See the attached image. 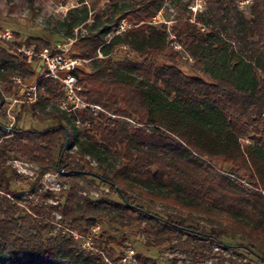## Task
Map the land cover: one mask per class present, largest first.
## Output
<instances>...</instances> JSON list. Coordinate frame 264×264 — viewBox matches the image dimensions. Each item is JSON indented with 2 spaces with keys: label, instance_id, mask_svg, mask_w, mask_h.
<instances>
[{
  "label": "trees",
  "instance_id": "obj_1",
  "mask_svg": "<svg viewBox=\"0 0 264 264\" xmlns=\"http://www.w3.org/2000/svg\"><path fill=\"white\" fill-rule=\"evenodd\" d=\"M125 1L134 0H109V4L116 8ZM205 1L207 11H199L195 18L177 17L170 27L159 19L158 27L152 23L167 0H137L112 26L74 43V54L90 60L94 69L75 71L82 95L103 110L67 112L58 105L70 127H13L9 139L0 141L2 153L36 164L38 178L58 171L75 182L60 195L47 190L39 202L20 213L11 196L10 178L0 176V264H109L105 253L117 264L121 257H114L110 244L121 243L114 237L101 234L97 250L91 251L79 249L72 233L88 234L103 216L121 227L143 230L157 247L177 243L189 248L199 262L206 261L213 245L219 244L234 249L233 264H264V0H248V14L240 7L243 0ZM68 17L86 21L88 11L81 20L71 12ZM124 19L131 26L106 41ZM173 40L196 59L212 58L204 69L209 79L185 73L178 51H171L170 64L156 62ZM15 44L52 45L33 37ZM117 46L129 47L136 58L114 60L111 53ZM99 52L103 57L98 58ZM0 58V81L7 91L13 76L9 63L20 59L21 71L33 75L4 43ZM44 84L45 92L33 110L62 94L56 82L44 80ZM2 101L0 89V105ZM127 119L138 126H129ZM71 142L75 153L68 151ZM82 156L107 163L108 171L88 169L91 161L82 162ZM213 161H221L232 175L219 171ZM99 180L108 183L122 202L108 205L80 196L84 190L80 182L92 187ZM129 191L175 208L180 217L146 211ZM57 223L61 227L51 234ZM228 236L242 241L228 244ZM138 258L140 264L151 260Z\"/></svg>",
  "mask_w": 264,
  "mask_h": 264
},
{
  "label": "rangeland",
  "instance_id": "obj_2",
  "mask_svg": "<svg viewBox=\"0 0 264 264\" xmlns=\"http://www.w3.org/2000/svg\"><path fill=\"white\" fill-rule=\"evenodd\" d=\"M137 0L121 2L118 7L113 8L109 4V0H0V32H11L15 36L16 41H25L27 38H44L50 41L51 44L56 42H72V52L74 51V43L81 37L88 35L89 33H95L103 27L112 26L114 22L118 21L122 13H126L132 7L136 5ZM250 2L243 0L240 3V7L243 8L248 14V5ZM207 3L205 0H167L162 14L158 19L166 21L167 26L170 27L175 23L177 17L191 16L195 18L196 13L199 11H207ZM86 11H88V19L86 21L81 20ZM77 17L79 22H73L68 13ZM155 25L159 27L160 22L156 21ZM115 30L111 31L106 36L108 41ZM19 37H16V35ZM2 43V42H0ZM178 51L179 57H177L178 63L182 70L190 75H199L206 79L204 69L205 66L211 64L212 58H206V60H200L192 57L184 48L173 40L170 43V48L164 54L156 59L158 64H170L169 55L171 51ZM103 57V54L99 52L98 58ZM111 57L114 60L134 59L135 54L127 46H117L113 48ZM212 57V56H209ZM218 58V56H216ZM229 57L226 58L227 64L230 63ZM20 59L9 63L7 66L9 71L13 75H21L27 81L33 80L34 76L27 77L21 71ZM1 63V58H0ZM115 65V64H114ZM232 64H229L227 70H230ZM84 70L88 72L94 71L91 62H88L84 66ZM6 83L0 81V89L7 96L14 94L13 83L10 85V89H5ZM59 96L51 97L47 102H40L35 105L33 110V104H19L14 108V114L16 121L13 127L23 129H46L57 125H67L68 122L63 118L62 113L59 110L58 102ZM9 118L5 114V108L0 105V141L9 139V132L6 129V124L9 122ZM138 126V125H137ZM68 151L75 153L77 147L74 142L67 144ZM83 157L82 162L91 161L88 164V169L95 171L96 173H103L107 170V163L100 164L91 157ZM212 164L221 172L232 175V171L229 167L223 164L221 161H213ZM38 166L34 163L10 158L8 155L0 151V176L1 178L6 176L10 178L11 194L14 201L17 203L18 211L25 213L35 203L39 202V195L52 190L60 195L62 189L69 188L73 183L68 177L62 175V172L49 171L43 176L37 177ZM5 173L6 175H3ZM233 177V176H232ZM235 178V177H233ZM236 182L242 185L247 183L241 178H237ZM83 189L80 192V196H91L96 200H103L108 205L122 202L118 193L112 190L108 183L97 181V183L89 187L85 183L80 182ZM160 190V189H159ZM132 196V200L136 205L142 206L146 211L153 214H159L162 217L168 215L175 218H179L180 215L176 212L175 208L165 206L161 203L154 202L137 195L136 193L129 191ZM48 202L56 203L53 199H49ZM85 206V203L83 204ZM116 210L112 212L115 215ZM55 220H59V214L55 213ZM189 222V221H188ZM201 224L205 227H209L204 221ZM60 224H56V228L51 234H56ZM155 227L161 229V225L155 224ZM91 230L90 232H92ZM89 232V233H90ZM79 234V233H78ZM101 234H106L114 237L120 245L112 242L110 247L115 251L114 257H121V260L117 264H140L138 258L139 255L148 257L151 260L148 264H233L232 260L236 257V252L230 246H224L215 244L213 245V251L209 255L208 259L203 262L198 261V257L189 248H182L175 243L174 245H163L157 247L152 240L146 235L143 230L132 227H121L119 224L112 222L109 218L103 216L99 221V228L97 237L93 236L91 239V245L96 251L99 245V237ZM81 235V234H79ZM77 240V247L79 249H87L84 237H75ZM228 244L237 245L241 243L239 237L228 236L225 238ZM85 245V246H84ZM134 249V254L128 252V248ZM104 261L112 264V257L107 253L103 254ZM126 258V260H124ZM253 260H255L253 258Z\"/></svg>",
  "mask_w": 264,
  "mask_h": 264
},
{
  "label": "built area",
  "instance_id": "obj_3",
  "mask_svg": "<svg viewBox=\"0 0 264 264\" xmlns=\"http://www.w3.org/2000/svg\"><path fill=\"white\" fill-rule=\"evenodd\" d=\"M160 14L153 20V25L156 21H159ZM131 26V23L126 19L122 20L120 25L115 30L116 34H119ZM13 33L0 32V42L9 47L12 53L20 56L26 66L33 72L34 79L27 81L21 75H13L12 83L14 88V94L7 96L3 91V101L1 106L5 108V114L9 118V122L6 124V129L10 133L13 128V124L16 121L14 114L15 106L19 104H34L41 95L45 92L44 80H51L56 82L62 91L59 98V107L67 112H76L90 108L94 111L103 110L98 105L90 104L87 99L82 95L83 87L79 83L75 71L77 69H84L86 63L90 60L84 59L80 56H76L71 48L72 41L70 42H56L50 46L38 48L36 45L28 46L27 44L18 45L15 44ZM129 126H137L138 124L130 119H127ZM99 226L94 227L92 232L86 235H79L77 232L72 231L75 237H84L87 249H94L91 245V239L93 236L97 237ZM84 245V246H85ZM128 252L131 256L134 254V249L128 248ZM126 260V258H124Z\"/></svg>",
  "mask_w": 264,
  "mask_h": 264
}]
</instances>
